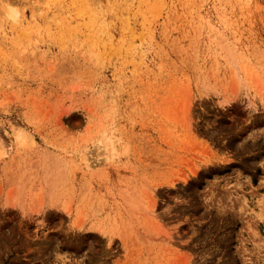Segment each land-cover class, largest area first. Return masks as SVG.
Returning <instances> with one entry per match:
<instances>
[{"label": "rangeland", "instance_id": "rangeland-1", "mask_svg": "<svg viewBox=\"0 0 264 264\" xmlns=\"http://www.w3.org/2000/svg\"><path fill=\"white\" fill-rule=\"evenodd\" d=\"M0 264H264V0H0Z\"/></svg>", "mask_w": 264, "mask_h": 264}]
</instances>
